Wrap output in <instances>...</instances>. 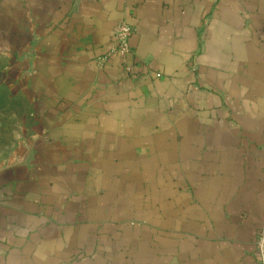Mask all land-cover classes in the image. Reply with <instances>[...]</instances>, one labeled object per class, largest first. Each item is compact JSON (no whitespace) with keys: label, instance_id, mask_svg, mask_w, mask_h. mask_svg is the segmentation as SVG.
Wrapping results in <instances>:
<instances>
[{"label":"crops","instance_id":"0c3cea01","mask_svg":"<svg viewBox=\"0 0 264 264\" xmlns=\"http://www.w3.org/2000/svg\"><path fill=\"white\" fill-rule=\"evenodd\" d=\"M0 111V264H259L264 0H0Z\"/></svg>","mask_w":264,"mask_h":264},{"label":"built area","instance_id":"2783aa9c","mask_svg":"<svg viewBox=\"0 0 264 264\" xmlns=\"http://www.w3.org/2000/svg\"><path fill=\"white\" fill-rule=\"evenodd\" d=\"M134 33V28L123 22L117 25L112 36L109 55H116L119 57H125L130 54V36ZM129 70V68H127ZM159 76V74H157ZM254 247L257 254V260L259 264H264V222L258 231L255 240Z\"/></svg>","mask_w":264,"mask_h":264},{"label":"rangeland","instance_id":"374dc122","mask_svg":"<svg viewBox=\"0 0 264 264\" xmlns=\"http://www.w3.org/2000/svg\"><path fill=\"white\" fill-rule=\"evenodd\" d=\"M21 103V101H20V99H19V97L17 96L15 99L13 98V102H12V106L14 107V109L15 108H19V104ZM12 110V115H13V119H12V130H13V133H12V144L13 145H15V144H17V143H15V138H14V135H16V134H18V132H19V127H18V125H16V124H18L17 122H18V118H16V117H18L19 116V113H18V110ZM1 112V111H0ZM1 114H2V112H1ZM0 145H2V142H0Z\"/></svg>","mask_w":264,"mask_h":264}]
</instances>
